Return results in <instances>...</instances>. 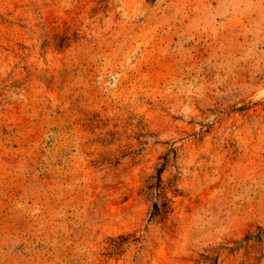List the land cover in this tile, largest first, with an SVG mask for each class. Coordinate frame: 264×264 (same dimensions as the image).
<instances>
[{
    "label": "rangeland",
    "instance_id": "1",
    "mask_svg": "<svg viewBox=\"0 0 264 264\" xmlns=\"http://www.w3.org/2000/svg\"><path fill=\"white\" fill-rule=\"evenodd\" d=\"M0 264H264V0H0Z\"/></svg>",
    "mask_w": 264,
    "mask_h": 264
},
{
    "label": "trees",
    "instance_id": "2",
    "mask_svg": "<svg viewBox=\"0 0 264 264\" xmlns=\"http://www.w3.org/2000/svg\"><path fill=\"white\" fill-rule=\"evenodd\" d=\"M156 178H158V173H157V175H156Z\"/></svg>",
    "mask_w": 264,
    "mask_h": 264
}]
</instances>
